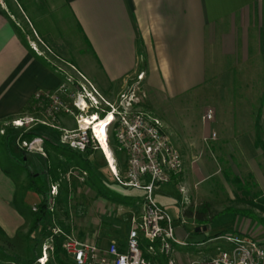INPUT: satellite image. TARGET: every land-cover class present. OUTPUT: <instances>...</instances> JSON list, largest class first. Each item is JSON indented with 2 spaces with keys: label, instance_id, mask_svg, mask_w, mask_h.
Returning a JSON list of instances; mask_svg holds the SVG:
<instances>
[{
  "label": "rangeland",
  "instance_id": "rangeland-1",
  "mask_svg": "<svg viewBox=\"0 0 264 264\" xmlns=\"http://www.w3.org/2000/svg\"><path fill=\"white\" fill-rule=\"evenodd\" d=\"M0 6L16 30L24 34L28 44L37 49L33 48L34 52L59 75L75 78L79 70L112 98L135 76L124 77L120 87L112 89L89 73L91 61L85 54L87 46L61 0H0ZM241 23L237 17L235 24L239 30ZM247 31L251 44L248 60L222 55L218 38H214L207 45V72L201 85L175 98L160 96L155 99L147 93L143 81L140 89H145L146 96L141 95L134 105L157 115L173 144L174 138L179 142L188 137L194 146L190 157L185 158L184 181L182 179L189 201L182 203L183 196L175 185L158 183L154 188L155 200L169 212L174 220L175 234L185 241L184 244L174 243L172 256L176 264H189L191 259L211 256L215 246L222 242L213 239L220 232H245L264 244V225L260 221V217H264V163L259 159V167L249 165L234 140L241 132L254 129L257 120L259 137L264 139V124L260 123L264 102V0L251 9ZM208 108L213 110L209 119L204 117ZM31 111L41 115L38 108ZM64 116L63 124L74 125L71 116ZM1 125L5 135L13 132L9 136L10 145L14 152L22 154L15 136L26 126ZM38 128L43 134L50 129L42 124ZM49 135L57 142L56 133L49 132ZM223 139L228 140V144L222 145ZM56 142H50L45 149L47 171L40 180L43 188H48V181L54 176L59 183L51 210L54 216L47 214L39 226L29 232L34 211L30 208L29 223L26 220L15 234L8 236L0 230V264H38L42 243L55 224L102 246L112 238L123 240L132 217L139 211L137 200L142 190L117 183L101 149L88 148L81 152ZM110 143L113 145L112 140ZM218 146L224 147L222 152ZM118 157L122 159L121 155ZM19 167L18 172H21ZM83 168L87 170L86 175L81 174ZM14 169L12 171H17ZM19 176L20 186L28 178L25 172ZM45 192L49 194L48 190ZM20 195L18 189L16 198ZM180 209L192 212L181 215L183 223L180 222ZM197 211L201 217L196 215ZM198 225H205L206 230L195 232ZM181 229L184 230L180 232ZM158 257L159 264H167L166 256L159 254ZM44 264L71 263L66 252L56 249L54 243Z\"/></svg>",
  "mask_w": 264,
  "mask_h": 264
},
{
  "label": "crops",
  "instance_id": "crops-1",
  "mask_svg": "<svg viewBox=\"0 0 264 264\" xmlns=\"http://www.w3.org/2000/svg\"><path fill=\"white\" fill-rule=\"evenodd\" d=\"M260 1L61 0L87 46L85 54L91 61L89 73L117 89L125 76L143 70L147 93L155 99L181 96L204 82L207 45L214 38H218L222 55L248 60L251 44L247 25L251 9ZM237 17L243 22L240 30L235 24ZM59 83L58 72L23 42L0 6V125L24 112H32L33 93L55 89ZM261 109L260 123L264 124V102ZM39 125H30L28 132L42 135L46 149L50 142H56L49 132H57L45 125L51 130L43 134ZM10 134L0 133V230L8 236L15 234L26 220L29 223L30 208L40 201V195L28 187V179L18 185L19 175L23 172L26 175L29 169L42 180L47 171L46 155H42L44 160H41L37 152H14ZM176 140L174 138L173 142L176 147L178 144L184 160L181 175L184 181L185 158L190 157L194 146L188 137ZM234 140L249 165L259 167L264 163L262 150L255 144V126L241 132ZM228 142L223 139L221 144ZM218 147L222 152L224 147ZM19 166L22 173L18 172ZM14 168L17 171H12ZM49 184L50 181L48 188H43L45 191H49ZM163 184L176 186L174 182ZM18 189L21 195L17 199ZM188 210L180 209L179 215L187 216ZM52 213L50 210L53 218ZM204 230L206 228H194L195 232Z\"/></svg>",
  "mask_w": 264,
  "mask_h": 264
},
{
  "label": "built area",
  "instance_id": "built-area-1",
  "mask_svg": "<svg viewBox=\"0 0 264 264\" xmlns=\"http://www.w3.org/2000/svg\"><path fill=\"white\" fill-rule=\"evenodd\" d=\"M31 47L36 49L33 44ZM76 71L75 78L60 75L57 88L33 93L31 108L40 109L41 115H35L34 111L26 112L3 123L14 128L26 126L16 138V144L23 152L46 155L44 137L37 133H25L33 122L56 130V143L64 147L81 152L88 148L101 149L116 182L142 190L137 200L139 211L132 217L124 239L112 238L105 246L81 239L73 231L56 224L52 225L42 243L38 264H44L47 260L56 235L61 237L60 246L69 256L71 264H159L156 260L159 254L166 256L167 264H176V258L172 256L174 243L184 244L185 241L175 234L174 220L169 212L155 200L154 188L158 183L174 182L183 196L182 203H187L189 198L181 179L184 160L179 149L171 142L161 119L146 108L134 106L141 95L146 96L145 89H140L144 71L133 73L135 76L130 84L114 98L107 96L83 72ZM136 88L140 90L139 93ZM212 111L208 108L204 117L211 118ZM64 115L71 116L74 125L63 124ZM95 115L110 118L104 130L112 160L104 151L94 127L95 122H90ZM0 133H5L2 125ZM119 153L122 154L121 161L117 156ZM80 170L82 175L87 174L86 169ZM58 184L57 180L49 184V210L54 209ZM33 210H36V206H33ZM184 221L181 217L180 222ZM214 238L222 240L215 246L214 253L208 258L191 259L189 264H264V244L254 236L241 231H225ZM141 239L147 241L144 251L148 257L141 247Z\"/></svg>",
  "mask_w": 264,
  "mask_h": 264
},
{
  "label": "trees",
  "instance_id": "trees-1",
  "mask_svg": "<svg viewBox=\"0 0 264 264\" xmlns=\"http://www.w3.org/2000/svg\"><path fill=\"white\" fill-rule=\"evenodd\" d=\"M18 34H19L20 38L23 40V42L26 43V45L31 50H33L32 47L26 41V39L24 37V34L21 33V32H18ZM39 57L41 58V60H43L45 62L43 57H41V56H39ZM258 127L259 126H258V120H257L255 122V144L261 148L263 156H264V139L259 137V131H258L259 129H258ZM25 133H26V135H33V134H36L38 132L30 131V132H25ZM45 141H48V139L45 138ZM86 151H88V149H86ZM84 159H86V158H84ZM84 163L87 166V164H88L87 159L84 161ZM26 175L28 177V187H30L31 189H33L34 191H36L40 195V201L38 202V204L36 206V210L33 211V214H32L33 216H32L31 222H30V226L28 228V231L32 232L39 226L40 222L46 217V215L50 213V210L48 209L47 195H46L45 190L43 189V186H42V183L40 181L39 175L34 173V172H32L29 169H26ZM55 179H56V177L54 176L52 178V180H55ZM257 194H260V191H257ZM260 200H262V198H260ZM252 201H253V199H252ZM253 203H255L256 205L259 204L258 200H254ZM263 208H264V206H263ZM186 212H187V214H191L192 213L191 210H188ZM196 215L199 216V217L201 216L199 214V211L196 212ZM260 221L264 225V217H260ZM60 241H61V237L56 235L54 237V243H55V248L56 249L61 248ZM145 243H147V241L145 239H141V247L143 248V252H144L145 256L148 257L147 253L144 251ZM156 260L159 263L161 262L159 257H157Z\"/></svg>",
  "mask_w": 264,
  "mask_h": 264
},
{
  "label": "bare ground",
  "instance_id": "bare-ground-1",
  "mask_svg": "<svg viewBox=\"0 0 264 264\" xmlns=\"http://www.w3.org/2000/svg\"><path fill=\"white\" fill-rule=\"evenodd\" d=\"M89 119V117L87 118V120ZM110 120L109 117H98L97 115L94 116V120H90V122H95V129L97 130L98 132V135L101 139V142L103 144V147H104V151L105 153L107 154V157L112 160V155H111V152H110V149L109 147L107 146L108 145V141H107V138H106V131L104 130L105 129V123L108 122ZM109 149V150H108ZM106 158V157H105Z\"/></svg>",
  "mask_w": 264,
  "mask_h": 264
},
{
  "label": "water",
  "instance_id": "water-1",
  "mask_svg": "<svg viewBox=\"0 0 264 264\" xmlns=\"http://www.w3.org/2000/svg\"><path fill=\"white\" fill-rule=\"evenodd\" d=\"M206 226L205 225H198V226H195V230H200V229H205Z\"/></svg>",
  "mask_w": 264,
  "mask_h": 264
}]
</instances>
